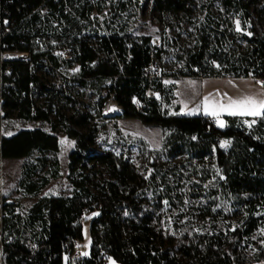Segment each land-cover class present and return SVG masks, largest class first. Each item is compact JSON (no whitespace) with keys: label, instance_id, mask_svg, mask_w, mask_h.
Instances as JSON below:
<instances>
[{"label":"trees","instance_id":"trees-1","mask_svg":"<svg viewBox=\"0 0 264 264\" xmlns=\"http://www.w3.org/2000/svg\"><path fill=\"white\" fill-rule=\"evenodd\" d=\"M207 1L209 6L218 2L222 10H207L192 22L193 44L177 49L180 64L174 71L168 74L158 63L148 78L144 70L160 62L167 49L162 42L153 44L149 35L130 36L131 0H116L102 27H95L99 22L92 14L104 7L100 0H10L9 15L0 18L1 47L25 51L28 59L10 65L0 124L12 116L47 121L74 147L67 162L70 194L38 195L60 176L58 137L39 127L0 133V160L24 158L17 190L36 197L21 212L17 201L0 194V264H65L74 246L82 253L86 221L89 251L76 264H108L99 257L102 250L116 264L264 262V235L260 249H248L252 234L264 229V115L250 125L241 116L224 115L220 128L208 116L173 114L167 108L175 96L173 85L162 81L164 75L264 78V0ZM194 4L152 0V10L164 25L170 15H191ZM87 35L96 38L95 45ZM237 39L244 42L242 48L234 44ZM65 47L71 53L65 65H75L76 72L64 88H56L43 58L56 65L51 51ZM41 66L47 77L37 72ZM73 83L94 93L98 105L111 98L122 118L161 128V149L169 164L157 161V150L144 142L151 168L145 175L128 156L97 150L94 141L103 124L92 121L93 115L70 97ZM39 95L45 106L35 103ZM185 197L201 202V216L213 220L211 227L202 231L178 219L164 232L160 213L165 204L180 207ZM220 218L227 220L225 226H218Z\"/></svg>","mask_w":264,"mask_h":264},{"label":"rangeland","instance_id":"rangeland-1","mask_svg":"<svg viewBox=\"0 0 264 264\" xmlns=\"http://www.w3.org/2000/svg\"><path fill=\"white\" fill-rule=\"evenodd\" d=\"M116 0H100V4L104 5L101 11L97 7L92 14L98 19L99 25L95 27H102L103 20L108 17V9ZM132 5L129 12L128 28L130 36L146 34L151 36L152 43L158 42L164 44L167 51L162 52L159 59L162 69L168 74L174 71L180 64L176 57L178 48H188L193 44L192 39V22L199 20L208 10L213 14H217L222 10L218 2L209 6L207 0H195L191 15H170L165 19V24L161 23L156 12L152 10V0H131ZM142 7H137V3ZM237 24L239 18L234 19V25L237 32ZM95 37L87 35V40L95 45ZM169 43L173 44L172 46ZM239 47L244 46V42L235 40L234 44ZM175 47V48H174ZM155 67L151 66V70ZM37 72L47 77L48 73L44 67H39ZM162 81L166 84L173 85L174 99L167 104L170 113H180L187 115L201 114L212 118L215 124L222 128L217 121H223L225 125L224 115H229L226 111H221L219 116H214L206 113V105L209 109L215 106L219 110V105H228L232 101H239L246 97H252L257 101H264V83L258 77H207V76H174L164 75ZM104 93V91H103ZM77 99L78 106L82 107L93 115L92 121H98L103 124L102 129L99 130L94 147L97 150H112L117 154L128 156L130 161L136 166L140 174L145 175L151 171L147 162V153L143 149V142L146 143L147 149L157 150L155 155L156 160L169 164L164 152L162 151L163 130L159 127L145 126L137 119L122 118L121 114H114L106 116L104 112L105 103L108 99H104L101 105H98L97 96L91 91L80 86L78 83L71 85V95ZM36 104L45 106L43 95L34 96ZM178 106L176 109L175 106ZM66 113H70V108H65ZM97 113L99 114L97 116ZM246 125H250L254 121L253 116H241ZM39 127L47 132L53 133L58 137L59 150L56 156L59 160L60 176L56 179H51L49 183L41 189L38 195H69L71 192V185L69 184L67 174L68 153L74 147V141L68 138L59 128H52L47 121H26L14 116L3 119L0 124V133L2 135H10L20 129ZM62 141L64 143H62ZM24 158H1L0 160V194L7 198V201H17L18 209L25 212L28 206L35 200V196L23 195L18 192L17 185L20 177V168ZM183 171L182 168H180ZM183 205L180 207H171L165 204L164 211L161 215V226L164 232L167 225L173 220H189L198 229L207 231L211 227L212 219L208 216L205 218L201 216L200 207L201 202L193 197H185ZM218 226H225L227 220L224 218L218 219ZM264 229L259 228L255 231L250 240L248 249H260L263 244ZM90 245L89 223H83L82 228V253L88 254ZM108 264H116L112 259H108ZM243 264H264L259 262H246Z\"/></svg>","mask_w":264,"mask_h":264},{"label":"built area","instance_id":"built-area-1","mask_svg":"<svg viewBox=\"0 0 264 264\" xmlns=\"http://www.w3.org/2000/svg\"><path fill=\"white\" fill-rule=\"evenodd\" d=\"M55 1V0H52ZM10 0H0V18L2 14L9 15V11L6 8ZM44 1L40 2L39 7H41V11L45 10V7H43ZM1 20H0V114L3 111V91H4V84H5V77L9 75L10 72V65L13 61L16 60H27L28 59V53L25 51H19L17 49H10L7 46H2L1 43ZM39 45L44 48L45 47V41L43 39L38 40ZM155 45H158V42L154 43ZM51 54L56 57L57 64L53 65L49 62L47 57H44L45 65L50 68V75L48 76L49 81L51 84H53L56 88H64L66 85V82L70 80V78L75 74L76 72V66L75 65H65V61L71 58V53L69 48L65 47L62 49H53L51 51ZM86 64L89 65L90 62L86 61ZM151 66L157 68L158 63L156 61H152L150 66L144 70V75L148 78H151L153 76V70H151ZM158 70V69H157ZM261 82L264 83V78H259ZM67 80V81H65ZM66 95H69L70 92L66 91ZM111 99V98H109ZM109 101V100H108ZM113 104H116L113 103ZM106 105V103H105ZM117 105V104H116ZM105 108V106H104ZM105 112V111H104ZM106 116H112L114 115L115 111H109L105 112ZM82 257V253L79 250L77 246H74L72 249L69 250V255L67 257V260L65 264H76ZM99 257L103 260L104 263H108V255L105 250H102L99 254Z\"/></svg>","mask_w":264,"mask_h":264},{"label":"snow or ice","instance_id":"snow-or-ice-1","mask_svg":"<svg viewBox=\"0 0 264 264\" xmlns=\"http://www.w3.org/2000/svg\"><path fill=\"white\" fill-rule=\"evenodd\" d=\"M237 30H239V24H237ZM221 111H226L229 115L233 116H261L264 115V101H257L252 97H246L239 101H232L226 106L221 104L219 105V110L215 106L209 109V106L206 105V113L208 114L219 116ZM217 123L223 127V121L218 120ZM62 143L64 142L62 141Z\"/></svg>","mask_w":264,"mask_h":264},{"label":"bare ground","instance_id":"bare-ground-1","mask_svg":"<svg viewBox=\"0 0 264 264\" xmlns=\"http://www.w3.org/2000/svg\"><path fill=\"white\" fill-rule=\"evenodd\" d=\"M105 112H109V111H115L118 112L120 109L116 104H113L111 101H108L105 105Z\"/></svg>","mask_w":264,"mask_h":264},{"label":"water","instance_id":"water-1","mask_svg":"<svg viewBox=\"0 0 264 264\" xmlns=\"http://www.w3.org/2000/svg\"><path fill=\"white\" fill-rule=\"evenodd\" d=\"M109 101H111L112 103H115V102H113L111 99H108ZM117 104V103H116ZM117 106L119 107V111L118 112H115L114 114H122V109H121V107L117 104Z\"/></svg>","mask_w":264,"mask_h":264}]
</instances>
